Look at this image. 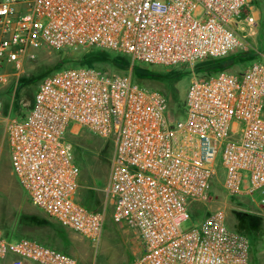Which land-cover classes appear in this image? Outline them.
Here are the masks:
<instances>
[{
    "label": "built area",
    "instance_id": "2783aa9c",
    "mask_svg": "<svg viewBox=\"0 0 264 264\" xmlns=\"http://www.w3.org/2000/svg\"><path fill=\"white\" fill-rule=\"evenodd\" d=\"M249 0H0V89L19 76L33 50L79 47L130 58L125 73L64 67L45 77L33 107L3 115L11 171L33 205L97 242L104 211L78 199L80 165L70 133L76 127L111 139L106 186L112 218L137 233L132 264H250V239L229 228L218 208L184 230L214 178L233 196L264 207V54L240 72L191 81L185 118L175 123L167 95L133 79L136 63L193 65L229 55L251 34ZM246 36V35H245ZM79 264L35 238L0 231V264Z\"/></svg>",
    "mask_w": 264,
    "mask_h": 264
},
{
    "label": "rangeland",
    "instance_id": "374dc122",
    "mask_svg": "<svg viewBox=\"0 0 264 264\" xmlns=\"http://www.w3.org/2000/svg\"><path fill=\"white\" fill-rule=\"evenodd\" d=\"M247 11L255 20L247 31L241 32V45L230 55L237 56V63L230 70L244 71L255 61H262L264 54V0H249ZM246 35V36H245ZM33 58L23 64L19 76L8 77L7 85L0 89L3 115L20 117L33 107L35 95L43 79L60 68L71 67L81 57L94 67L125 73L129 62L111 50L96 47H79L55 51L41 48L32 51ZM261 53V54H260ZM230 56V57H231ZM118 64V66L116 65ZM208 61L193 65L169 67H133V79L143 86L163 91L169 101L171 116H177L185 104V97L192 80L206 79L201 74ZM9 67L0 71H10ZM142 79H139V77ZM210 77V76H209ZM186 106V105H185ZM185 118V113L183 114ZM74 153L81 168L79 195L83 203L95 210H103L106 224L99 241L93 242L56 219L36 208L22 185L11 171L10 147L5 126L0 117V231L13 241L21 237L35 238L77 259L79 264H132L141 253V243L135 230L126 222L112 218L113 204L107 197L106 186L111 175L114 143L94 135L85 128L70 133ZM223 177L218 173L209 190L205 203H196L192 216L182 223L184 230L198 225V219L218 208L226 212L230 229L246 234L250 239V264H264V207L249 196L230 195L223 187ZM9 258L4 264H8Z\"/></svg>",
    "mask_w": 264,
    "mask_h": 264
},
{
    "label": "trees",
    "instance_id": "16d2710c",
    "mask_svg": "<svg viewBox=\"0 0 264 264\" xmlns=\"http://www.w3.org/2000/svg\"><path fill=\"white\" fill-rule=\"evenodd\" d=\"M114 53L116 54L117 52H114ZM117 55L121 56L122 58H125V60H127L129 62V66H130L131 61L127 55L120 54V53H117ZM230 56L231 55L229 54L227 56L220 57V58H206V59H204V61H208V64H206L207 66H204L203 70H201V74L204 77H209V76H212V75L217 74L219 72L230 70V68L237 63L238 59L239 60L243 59V58H238L237 56H231V57ZM116 65L118 66V64H116ZM136 66L140 67V66H149V65L136 63L133 67H136ZM71 67H94V66H93L92 62L86 60V57H84V58L81 57V59H79V61H76V64L71 66ZM230 71H234V70H230ZM235 72H240V71H235ZM132 73H134V72L132 71ZM139 79H141V78L139 77ZM136 82L141 84L139 81H136ZM183 106L184 107L181 108L182 110L177 113L178 115L177 116L175 115L172 117V119H174L175 123H178V122L183 120V114L186 111L185 104H183ZM170 112H171V109H170Z\"/></svg>",
    "mask_w": 264,
    "mask_h": 264
},
{
    "label": "crops",
    "instance_id": "0c3cea01",
    "mask_svg": "<svg viewBox=\"0 0 264 264\" xmlns=\"http://www.w3.org/2000/svg\"><path fill=\"white\" fill-rule=\"evenodd\" d=\"M77 128V127H76ZM75 128V129H76ZM78 128H81V127H79L78 126ZM10 155V154H9ZM10 161H11V157H10ZM78 161V160H77ZM78 163H79V161H78ZM18 180V179H17ZM79 184H80V181H79ZM25 191V190H24ZM26 193V192H25ZM27 194V193H26ZM78 199L81 201V203L83 204V205H85L86 207H88L89 209H92V208H90L89 206H87L85 203H83L82 202V200H81V197H80V195H79V189H78ZM35 206V205H34ZM36 207V206H35ZM37 208V207H36ZM39 209V208H38ZM41 210V209H40ZM92 210H95V209H92ZM97 211H103V210H97ZM4 235V234H3ZM6 237V236H5ZM138 256V255H137Z\"/></svg>",
    "mask_w": 264,
    "mask_h": 264
}]
</instances>
